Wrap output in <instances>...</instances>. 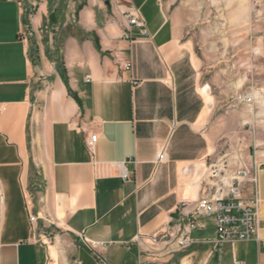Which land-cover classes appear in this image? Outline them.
<instances>
[{"label": "crops", "instance_id": "1", "mask_svg": "<svg viewBox=\"0 0 264 264\" xmlns=\"http://www.w3.org/2000/svg\"><path fill=\"white\" fill-rule=\"evenodd\" d=\"M186 11L168 17L160 0H0V264L264 263V126L236 135L253 121L245 105L205 127L213 113L201 94L211 100L220 73L200 64ZM128 12L146 35L130 26L124 36ZM222 156L257 176L259 240L215 247L213 220L200 218L192 244L144 252L137 239L191 212L197 178Z\"/></svg>", "mask_w": 264, "mask_h": 264}, {"label": "rangeland", "instance_id": "2", "mask_svg": "<svg viewBox=\"0 0 264 264\" xmlns=\"http://www.w3.org/2000/svg\"><path fill=\"white\" fill-rule=\"evenodd\" d=\"M253 1L160 0L164 10H167L168 17L176 9H184L187 10L186 13L189 12V20L195 23L194 47L200 64L209 73L211 71L220 73L219 83L214 84L208 91L211 100L201 94L206 102L204 113H213V118L205 127L208 128L215 117L225 116V111L232 107L239 110L241 106L250 105L253 121L248 122L245 127L239 126L236 130L237 136L249 133L256 125L264 126V89L259 91V88L264 86V54L260 49V43L264 44V19L254 9ZM258 9L262 12L263 5ZM254 47L258 52H254ZM204 84H200V86ZM220 88H228V91L220 96L222 101L216 103L214 96H218ZM256 89L260 92L259 97L252 102L234 100L240 94L252 93ZM261 99L263 102H259ZM214 103L215 107H210L209 104L214 105ZM221 142L223 143V152L228 151L232 143L229 138L226 136L218 143ZM34 171L33 167L32 175L35 174ZM49 235L46 234L47 241L50 240Z\"/></svg>", "mask_w": 264, "mask_h": 264}, {"label": "built area", "instance_id": "3", "mask_svg": "<svg viewBox=\"0 0 264 264\" xmlns=\"http://www.w3.org/2000/svg\"><path fill=\"white\" fill-rule=\"evenodd\" d=\"M254 9L260 17L264 19V10L261 12L258 8L264 7V0H254ZM125 23L127 30L124 33L126 38H130V26H136L141 35H146L147 29L142 20L132 12L125 13ZM254 52H258L254 47ZM260 87L259 89H263ZM262 91V90H260ZM255 99L251 92H245L234 100H241L250 103ZM1 111V107H0ZM97 139V133H89L86 139V145L93 149V144ZM166 150L163 147L156 155L158 162H165ZM119 176L123 180L128 179V174L124 168L123 162H119ZM196 182L200 186V195L195 202V208L182 215L177 222L167 228H161L146 239L138 238V242L145 244L144 252L161 257L176 251L194 242L191 232L198 228H203L204 222L200 218H211L215 227V237L211 244L220 247L223 244L234 241H245L250 239L259 240L257 229L260 218H258L259 198L257 196V176L250 169L231 168L228 158L222 156L206 162L204 170ZM250 187L251 196L245 197L246 188ZM37 214L29 212V221L36 222ZM103 243H92L91 248L103 247ZM264 249V240L262 242ZM140 264H148L147 260L140 261ZM233 264H242L234 260ZM260 264V263H256ZM264 264V263H261Z\"/></svg>", "mask_w": 264, "mask_h": 264}, {"label": "bare ground", "instance_id": "4", "mask_svg": "<svg viewBox=\"0 0 264 264\" xmlns=\"http://www.w3.org/2000/svg\"><path fill=\"white\" fill-rule=\"evenodd\" d=\"M264 89V88H263ZM262 90V89H261Z\"/></svg>", "mask_w": 264, "mask_h": 264}]
</instances>
